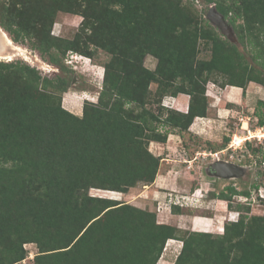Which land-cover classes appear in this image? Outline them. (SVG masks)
<instances>
[{"label":"trees","instance_id":"16d2710c","mask_svg":"<svg viewBox=\"0 0 264 264\" xmlns=\"http://www.w3.org/2000/svg\"><path fill=\"white\" fill-rule=\"evenodd\" d=\"M192 1L0 0V29L10 41L61 70L64 59L71 67L95 50L108 56L97 101L84 105L81 118L61 108L69 78L44 79L19 61H0V264L21 262L24 244L36 246L35 264H155L176 237L147 209L89 191L127 194L153 184L160 158L149 143L164 144L170 131L187 132L205 118L209 84L243 93L250 83L264 88V0H205L241 49L198 22ZM58 14L81 18L72 39L51 34ZM200 45L207 60L198 57ZM146 56L153 69L143 65ZM178 95L189 97L186 113L161 105ZM256 105L264 110V100ZM254 117L264 130V111ZM228 142L204 147L216 152ZM253 187L264 191V183ZM202 191H193L200 200ZM226 192L212 196L230 209L232 197H250ZM261 202V215L236 207L245 215L217 239L200 235L209 243L183 238V253L194 264H264ZM181 209L171 205L173 213Z\"/></svg>","mask_w":264,"mask_h":264},{"label":"rangeland","instance_id":"374dc122","mask_svg":"<svg viewBox=\"0 0 264 264\" xmlns=\"http://www.w3.org/2000/svg\"><path fill=\"white\" fill-rule=\"evenodd\" d=\"M191 4L193 7V14L197 17L198 22L206 21L212 28L217 30L222 38H225L220 30L206 19L208 10L213 6L206 4L205 0H194ZM80 21V17L76 18V16L72 15L58 14L52 27L51 34L60 38L72 39ZM0 34H3V30L1 29ZM5 36L9 39L7 34H5ZM233 42H235L234 39ZM234 44L239 47L237 41ZM1 47L3 48V55L5 56L0 58V61L2 62L19 61L34 68L44 79H55L59 77L69 78V88L67 92L61 96V108L70 114L81 118L84 105L96 103L98 92L102 86V67L108 61V56L104 52L95 50L94 57L91 59L77 57L74 65L71 67L66 64L64 59V69L61 70L62 68L50 64L46 57L42 58L36 51H32L27 46L16 45L14 43H12L11 46H6L4 42L2 44L1 41ZM239 49L241 48L239 47ZM208 56V48L200 45L198 57L207 60ZM143 65L148 69H153L155 66V60L150 56H146L143 60ZM154 87L155 85L152 84L150 87L151 90H153ZM217 88V86L209 84L207 89L210 92L214 91L215 94H218L219 91L216 90ZM210 92L209 94L211 95ZM259 92H261L260 95L258 94ZM252 94L253 95L245 101L239 99L236 103H231L234 107L227 113H224L226 114V117H222L220 120L217 119L221 122H216L211 128L206 129L205 133L203 131L197 133L203 140L201 139L202 144H197V142L195 144L197 147L205 149V142L202 141L208 139L219 141L218 143H220L223 138H228V144L221 149L223 150V157L229 159L233 165L238 167L242 171V175L232 179H218L205 171L207 169L206 161L194 165L195 167L190 170L191 175L194 178L191 184L194 188L197 187L198 190H203L204 198L201 200L196 198L193 202L192 200H184V203L188 206L182 208L184 212L196 213L208 217L211 216L213 210L211 201L216 199L212 195L217 196L220 192L226 194V188L232 187L235 188L237 192H248L250 197L247 198V202H245L242 197H232L229 204L231 209L228 207L227 202L224 201L225 204L221 203L223 204V210L226 209L225 213L228 218L231 217L235 219L236 215H245L243 212L235 211L238 210L236 207L249 208L250 211L246 217L262 214L263 208L261 201L264 199L260 197L261 190L255 189L253 186L264 183V166H262L264 163V130L257 126V119L254 117V114L258 111H264L262 107L258 108L256 105L258 98L262 97L264 100V88L258 89L257 92H253ZM166 99L167 98H164V100ZM216 100L217 101L214 102H218L219 104L221 98L219 97ZM161 102V105L166 104L164 106H170L168 103ZM214 112L215 111L212 109V111L209 112V117H215L216 113ZM169 138L171 140L170 144L176 147H181V142H185V144L186 142L188 143V137L186 134L179 136L178 134L171 132ZM196 140L197 139H195V141ZM151 143L148 145V151L155 155L159 150H156L157 148L153 150L155 147H153V144ZM193 145L194 143L191 144L190 147ZM174 154L173 156L175 157ZM177 154L178 158H185L188 153L187 151L182 150ZM162 172L163 171L161 170V173ZM178 178L179 177H177V179ZM179 180L180 179H178V182L180 183ZM152 190L153 189L145 188L144 184H138L135 188L130 189L127 194H116L115 192H111L114 194H108L107 192L109 191L91 189L89 195L91 197L110 199L127 204H130L129 202L132 201L135 203L137 202L136 204L138 205V208L144 207V209L153 212L156 211V208L169 211V208L171 207L169 197H184L189 195L187 190L182 193V191H173L167 188H162L159 190L160 194L153 195ZM192 194H194V192ZM192 194L190 193V195ZM139 201H144L145 204L140 205ZM135 203H132L133 206H136ZM153 203L155 204V209L153 208ZM23 249L26 251V257L18 264H35L34 257L37 254L36 246L34 244H24Z\"/></svg>","mask_w":264,"mask_h":264},{"label":"crops","instance_id":"0c3cea01","mask_svg":"<svg viewBox=\"0 0 264 264\" xmlns=\"http://www.w3.org/2000/svg\"><path fill=\"white\" fill-rule=\"evenodd\" d=\"M261 88L262 87L259 85L250 83L244 93L240 88H236V87H225L224 89L217 88L216 90L219 91L218 94H215L214 91L210 92L207 89L206 96L208 98V109H207V116L205 118H195L193 123L187 130V132H178L176 130L170 131V133H168L167 141L164 144H160L156 142L151 143L153 144V147H155L153 148V150L156 148H157L156 150H159L158 152L155 153V155L152 152L151 153L155 157L160 158V167L153 184L149 186H145V188L153 189L152 190L153 195L160 194L159 190L162 188L171 189L173 191H182V193L186 192L187 190V193L192 194V190L194 191V186H192L191 183L193 182L194 178L191 175L190 170L193 167H195L194 165L196 164L198 165L199 162H204V161H206L208 167L212 163V160L205 156H207L208 153L215 152V151H210L209 149L206 148L203 149L197 147L195 145L196 142L202 144L201 143L202 138L197 133L201 131L205 133L206 129L211 128L216 122H221L218 121L217 119L220 120V118L226 117L225 116L226 114L224 113H227L230 109L234 107L233 104L231 103H236L237 100L239 99L245 101L246 99H249L250 96L253 95L252 94L253 92H257L258 89ZM209 92L211 93V95L209 94ZM258 94L260 95L261 92H259ZM219 97L221 98V100L219 101L218 104V102H214V101H217L216 99ZM165 98L167 99L166 100L163 99V103H168L170 105L165 107L180 113L187 112L188 103H189V97L187 95H178L176 97H165ZM259 100H263V98L260 97L258 98V101ZM211 107L213 111H215L214 113H216L215 117H209V112L212 111ZM171 132L176 133L179 136L186 134L188 137L187 138L188 143L186 142L185 144V142L184 143L181 142L182 143L181 147L180 146L176 147L170 144L171 140L169 138V135L171 134ZM195 139L197 140L195 141ZM202 142L218 143L219 141L207 139L206 141H202ZM193 143L195 145V146L193 145L194 148L193 146L190 147L191 144ZM182 150L187 151L188 154L185 156V158H181V157L178 158L177 153L181 152ZM192 151L193 154L189 156V153L191 154ZM173 154L175 155V157L173 156ZM185 162L189 163L190 166L189 169L186 168L187 164ZM161 170L163 171L162 173ZM177 177H179L178 179H180L179 180L180 183L178 182ZM211 202H212L213 210L211 212V216L209 217L196 213H187L184 212L183 209H181V212L176 214L171 211V207L169 208V211L159 210L158 208H156V211L154 212L150 211L155 215V220L157 225L171 226L178 231L176 233L177 235L175 238L166 241L163 251L155 264H175L178 257H181V260H179L178 264H194L193 259L187 254H184L182 251L183 238L191 237L192 239L199 241L197 243L198 245H201L200 242L209 243L208 241L210 240L207 241V239L204 236L202 237L200 235H209L211 239H217L218 237L223 235L225 224L236 222L235 219L231 217L228 218L226 216L225 213L226 209L223 210L222 207L223 204H221V203L225 204L224 201L214 199ZM129 203L133 205L132 203L135 202L132 201ZM136 203L135 205L136 207H138ZM139 204L144 205L145 202L139 201ZM154 205L155 204L153 203V208L155 209ZM142 209H144V207H142Z\"/></svg>","mask_w":264,"mask_h":264},{"label":"water","instance_id":"95a60500","mask_svg":"<svg viewBox=\"0 0 264 264\" xmlns=\"http://www.w3.org/2000/svg\"><path fill=\"white\" fill-rule=\"evenodd\" d=\"M206 19L209 20L214 26H216L221 34L229 40L231 43H235L236 39L233 35L231 28L225 23L222 16L219 15L213 7H211L207 14ZM3 34H5L3 32ZM233 39L235 42H233ZM1 36H0V57H5L2 53L1 47ZM236 45V44H235ZM208 173L218 179H232L242 175V171L233 164H227L224 162H214L207 167Z\"/></svg>","mask_w":264,"mask_h":264},{"label":"built area","instance_id":"2783aa9c","mask_svg":"<svg viewBox=\"0 0 264 264\" xmlns=\"http://www.w3.org/2000/svg\"><path fill=\"white\" fill-rule=\"evenodd\" d=\"M76 58L77 57L74 58V62L76 61L75 60ZM205 157L211 159L212 163H214V162H224V163H227V164H232L229 161V159H226V158L223 157V150L208 153L207 156H205ZM185 163L187 164L186 168L189 169L190 168L189 163L188 162H185ZM262 166H264V163L262 164ZM260 193H261L260 197L264 198V191L261 190ZM196 198L197 197L195 196V194H192V195L189 194L188 196H184V197H182V196H180V197H169V203H170V206L171 205H175V206H179V207H188L186 205V203H184V200L185 201L192 200V202H193ZM242 198L245 200V202H247V199L245 197H242ZM238 217L239 216L236 215L235 221H238Z\"/></svg>","mask_w":264,"mask_h":264},{"label":"bare ground","instance_id":"6f19581e","mask_svg":"<svg viewBox=\"0 0 264 264\" xmlns=\"http://www.w3.org/2000/svg\"><path fill=\"white\" fill-rule=\"evenodd\" d=\"M0 36H1V39H2V44H3V42H4V44L6 45V46H11L12 45V43L10 42V40L5 36V34H0ZM4 46V45H3ZM14 49V48H13ZM15 50V49H14ZM18 50V49H17ZM2 53H3V48H2ZM1 58V57H0ZM260 137V136H259Z\"/></svg>","mask_w":264,"mask_h":264},{"label":"flooded vegetation","instance_id":"af4514ba","mask_svg":"<svg viewBox=\"0 0 264 264\" xmlns=\"http://www.w3.org/2000/svg\"><path fill=\"white\" fill-rule=\"evenodd\" d=\"M206 172H208L207 169H206Z\"/></svg>","mask_w":264,"mask_h":264},{"label":"clouds","instance_id":"9594fccd","mask_svg":"<svg viewBox=\"0 0 264 264\" xmlns=\"http://www.w3.org/2000/svg\"><path fill=\"white\" fill-rule=\"evenodd\" d=\"M82 58V57H81Z\"/></svg>","mask_w":264,"mask_h":264}]
</instances>
